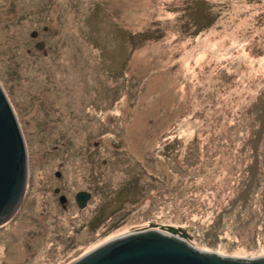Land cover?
Instances as JSON below:
<instances>
[{"label": "rangeland", "instance_id": "374dc122", "mask_svg": "<svg viewBox=\"0 0 264 264\" xmlns=\"http://www.w3.org/2000/svg\"><path fill=\"white\" fill-rule=\"evenodd\" d=\"M0 81L27 157L0 264L150 226L264 255V0H0Z\"/></svg>", "mask_w": 264, "mask_h": 264}, {"label": "water", "instance_id": "95a60500", "mask_svg": "<svg viewBox=\"0 0 264 264\" xmlns=\"http://www.w3.org/2000/svg\"><path fill=\"white\" fill-rule=\"evenodd\" d=\"M43 43L37 42L36 47L41 48ZM26 180L24 140L0 81V224L19 206ZM90 196L88 191H79L75 198L83 207ZM60 200L63 203L64 196ZM177 231L173 226L167 231L155 226L134 230L99 244L69 264H264V255L242 258L200 250L177 237Z\"/></svg>", "mask_w": 264, "mask_h": 264}, {"label": "flooded vegetation", "instance_id": "af4514ba", "mask_svg": "<svg viewBox=\"0 0 264 264\" xmlns=\"http://www.w3.org/2000/svg\"><path fill=\"white\" fill-rule=\"evenodd\" d=\"M35 36L37 37V34ZM37 41H42V40L38 39Z\"/></svg>", "mask_w": 264, "mask_h": 264}]
</instances>
